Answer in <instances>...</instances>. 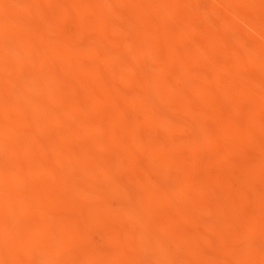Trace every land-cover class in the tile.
I'll return each mask as SVG.
<instances>
[{"label": "bare ground", "instance_id": "obj_1", "mask_svg": "<svg viewBox=\"0 0 264 264\" xmlns=\"http://www.w3.org/2000/svg\"><path fill=\"white\" fill-rule=\"evenodd\" d=\"M0 264H264V0H0Z\"/></svg>", "mask_w": 264, "mask_h": 264}]
</instances>
